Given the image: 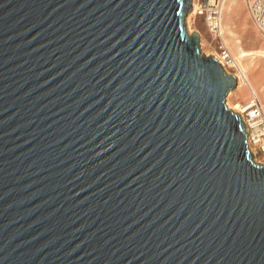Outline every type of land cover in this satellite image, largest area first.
<instances>
[{
    "label": "water",
    "instance_id": "obj_1",
    "mask_svg": "<svg viewBox=\"0 0 264 264\" xmlns=\"http://www.w3.org/2000/svg\"><path fill=\"white\" fill-rule=\"evenodd\" d=\"M191 0H0V264H264V165Z\"/></svg>",
    "mask_w": 264,
    "mask_h": 264
},
{
    "label": "rangeland",
    "instance_id": "obj_2",
    "mask_svg": "<svg viewBox=\"0 0 264 264\" xmlns=\"http://www.w3.org/2000/svg\"><path fill=\"white\" fill-rule=\"evenodd\" d=\"M233 11V12H232ZM222 26L224 28L223 39L230 48L236 62L244 69L249 68L259 78V82L264 87V35L252 25L245 8L244 0H225L222 11ZM186 30L188 34L197 32L199 35V48L206 56H216L218 54L217 43L213 42L208 36L207 30L201 18L195 22L190 19V12L185 17ZM253 52L258 56L247 57L245 59L238 57V52ZM240 67V69H242ZM229 73L232 68L227 70ZM246 94L243 95V89ZM248 88L242 87L234 89L226 97V103L229 109L233 107L232 103L236 97L239 99L247 98ZM264 104V99L262 101ZM252 154V160L260 165H264V154L255 152Z\"/></svg>",
    "mask_w": 264,
    "mask_h": 264
},
{
    "label": "built area",
    "instance_id": "obj_3",
    "mask_svg": "<svg viewBox=\"0 0 264 264\" xmlns=\"http://www.w3.org/2000/svg\"><path fill=\"white\" fill-rule=\"evenodd\" d=\"M224 0H191L190 19L194 22L201 18L208 36L217 43V61L226 72L234 67L232 56L222 42L220 32V17ZM247 8L250 18L255 27L264 34V0H247ZM215 57V56H214ZM229 73V72H228ZM236 113L246 134V142L250 151L264 154V110L255 95L249 102L237 104Z\"/></svg>",
    "mask_w": 264,
    "mask_h": 264
},
{
    "label": "crops",
    "instance_id": "obj_4",
    "mask_svg": "<svg viewBox=\"0 0 264 264\" xmlns=\"http://www.w3.org/2000/svg\"><path fill=\"white\" fill-rule=\"evenodd\" d=\"M244 3H245V8H246L247 15H248V17H249L252 25L255 27V25L253 24V22H252V20L250 18L249 12H248L247 0H244ZM221 22H222V18H221ZM255 29H257V28L255 27ZM221 30H222L221 31V39L224 41L225 46L227 47V49L229 50L231 56L233 57L230 48L228 47V45L226 44L225 40L223 39L224 30L222 28V24H221ZM222 32H223V34H222ZM239 52H238V54H239ZM235 64L236 65L232 68V71L230 73L233 74L236 77V80H237V87H236V89L242 88L244 86V87L248 88L249 95H248L247 98H243V99H239L238 97H236L235 100L233 101L232 105L234 106V105H237V104L247 103L251 99L252 95H255V97L257 98V100L259 101V103L262 105L263 110H264V104L262 103V101L264 99V87L259 82L258 76L252 70H249V68H246L245 71H244V69L239 65V63L236 62V60H235ZM240 67L242 69H240ZM241 75H242V77H241ZM240 78L241 79L243 78V80H240ZM240 83H241V85L239 86ZM243 90H245L244 93H243V95H244V94H246V89L244 88Z\"/></svg>",
    "mask_w": 264,
    "mask_h": 264
},
{
    "label": "bare ground",
    "instance_id": "obj_5",
    "mask_svg": "<svg viewBox=\"0 0 264 264\" xmlns=\"http://www.w3.org/2000/svg\"><path fill=\"white\" fill-rule=\"evenodd\" d=\"M224 2H225V0H224ZM223 5H224V3H223ZM222 8H223V6H222ZM222 11V10H221ZM220 21H221V17H220ZM222 28H223V26H222ZM225 28V27H224ZM224 28H223V30H224ZM222 30H221V23H220V32H221ZM222 34H223V32H222ZM222 42L224 43V41L222 40ZM225 44V43H224ZM255 56H258V54L257 53H253V52H243V51H240L239 52V54H238V57L239 58H242V59H245V58H247V57H255ZM215 58H217V59H219L218 58V56H215ZM232 60H233V64H234V66L236 65L235 64V59H234V57H232ZM222 66V65H221ZM241 73V72H240ZM242 74V73H241ZM240 77V76H239ZM241 77H242V75H241ZM240 80H243V78L241 79L240 78ZM239 83V82H238ZM241 85V83L239 84V86ZM226 105L227 106H229L228 105V103H226ZM230 109L231 110H236V106H233V107H230Z\"/></svg>",
    "mask_w": 264,
    "mask_h": 264
}]
</instances>
